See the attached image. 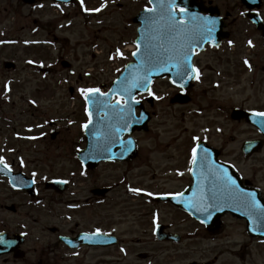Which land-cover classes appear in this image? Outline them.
Wrapping results in <instances>:
<instances>
[{
    "label": "rangeland",
    "instance_id": "1",
    "mask_svg": "<svg viewBox=\"0 0 264 264\" xmlns=\"http://www.w3.org/2000/svg\"><path fill=\"white\" fill-rule=\"evenodd\" d=\"M116 1L117 2L116 4ZM113 0L109 2L107 10L113 7L116 11L112 14L98 15L91 19L78 15L73 17L74 9H71L70 29L68 32L57 31L59 35L66 34L70 43L65 52V58L72 62L73 71L62 67L59 62L56 66L60 69L56 74L46 75L38 70L35 62L44 65H53L59 56L58 50L53 47L47 49L49 54L36 50L31 45L24 46L22 42L18 44L0 46V140L5 137L10 139L11 144L25 143L22 140L13 138V132L21 131L26 125L30 126L35 122V116L39 115L40 120L51 119L59 115L60 111H69L72 118H82V102L77 94L71 96L69 85L75 84L76 88L86 84V87L99 85L100 82H111L122 71L126 63L131 59L129 46L133 44L136 36L135 25L129 19V12L138 8L136 0ZM219 1L220 0H216ZM126 3L124 7L120 3ZM228 10L238 17L235 23L234 46L242 56L256 63V52L263 46L260 35L251 27L243 13L244 8L240 0H223ZM20 0H0V41L3 39V32L8 30L7 40L22 39L31 41L30 27L32 22L25 18H18L17 13L22 15L28 13V8L19 4ZM89 6H97L96 2H90ZM107 10L105 12H107ZM51 14V13H48ZM55 14V13H54ZM102 16V17H101ZM86 18V19H85ZM84 20H86L84 22ZM90 21V23L88 22ZM25 27V28H24ZM254 30V31H253ZM254 35V41H259V48L250 50L247 47V36ZM253 37V36H252ZM66 43V41H65ZM226 48L232 49L228 45ZM119 50V52L117 51ZM62 52V51H60ZM224 52V49L220 50ZM208 55L200 56V61L205 65L207 62H214L213 65L221 72H235L234 78L238 80L223 83L216 90H211L207 85H198L197 89L191 92L193 97L191 103H173L171 99L177 90L170 85L167 80H159L155 86L157 99L153 110L156 111L149 130L138 132L141 148L140 155L133 164H106L102 167L101 174L115 175L118 179L122 174L128 175V180L134 185H139V181L151 184V189L155 192L161 191L164 182H167V189H173L177 185L188 182V159L189 148L192 146L193 138L199 137L207 139L210 143L222 149L225 159L232 160L237 164L242 174L250 179H254L264 185V151L259 152L251 158H246L241 151V146L246 138L256 137L258 132L249 124L234 121L230 118L234 107H248L251 109L264 108V97L256 90V68H241L237 61L238 57H233L232 62L228 61L229 55L224 56V61L219 63L216 54L210 50ZM62 54L66 55V53ZM95 54V55H93ZM13 60L17 63L15 70H7L3 62ZM38 63V64H40ZM234 63L236 66H234ZM244 65V64H243ZM207 71V70H206ZM65 78L68 80L65 87L58 86L57 80ZM11 77L13 86H8L3 91V81ZM217 79H219L217 77ZM225 81H229L226 77ZM36 98V99H35ZM63 99V101H62ZM39 102V108L35 106ZM77 113H73V112ZM33 112H36L34 114ZM41 112V114H39ZM78 123H76L77 125ZM72 128V131L77 129ZM25 130V128H24ZM4 131L6 134H2ZM28 133V132H27ZM33 133H36L34 131ZM23 134V132H22ZM47 141L38 146L41 152L45 151ZM17 149L20 147L15 146ZM53 151H51V150ZM48 160L44 164L39 155V151L23 155L27 160L20 159L16 162H25L27 169L40 168L47 171L61 169L56 157L63 158L67 152L63 149H55L52 146L47 148ZM13 153L15 150L13 149ZM19 152L16 151L14 156ZM56 156V157H55ZM174 156V157H173ZM178 160V161H177ZM73 161H70L72 164ZM180 163L182 168V178L180 182L175 180L177 168ZM67 166V165H66ZM65 166V167H66ZM71 168V167H70ZM170 169V170H169ZM69 170V167L66 171ZM156 172V174L154 173ZM179 172H177L178 174ZM105 182H108L107 178ZM124 186L118 188L113 196L124 197L122 191ZM136 199L135 196H132ZM20 199H17V201ZM24 200V198H21ZM12 201V200H11ZM11 201H8L10 203ZM162 209V204L150 203L153 207ZM65 210V209H64ZM166 220H179V215L165 208ZM24 209L21 214L23 215ZM43 213V211H41ZM44 214V213H43ZM41 214L37 217L41 222H55L54 219ZM42 216V217H41ZM140 222V223H139ZM56 223H61L57 221ZM142 223V224H141ZM146 226L144 221L135 223V235H141L142 228ZM177 230L188 236L187 242L180 245H140L132 246L133 256L125 264H149L150 257L141 256L139 260H134V255L140 250L146 254L155 253L153 264H189L190 262H207L218 258L216 264H264V241L248 234L246 222L233 215H226L223 218V226L218 233H208L206 229L195 222L182 221L177 226ZM193 235V236H192ZM97 253L89 255L87 264H94ZM152 256V255H151ZM0 264H5L0 259ZM111 264H124L111 263Z\"/></svg>",
    "mask_w": 264,
    "mask_h": 264
},
{
    "label": "flooded vegetation",
    "instance_id": "2",
    "mask_svg": "<svg viewBox=\"0 0 264 264\" xmlns=\"http://www.w3.org/2000/svg\"><path fill=\"white\" fill-rule=\"evenodd\" d=\"M89 1L106 3L111 0ZM149 1L145 0L141 7H134V11L129 12V18L133 21L142 8L150 6ZM196 2L201 3L205 15L213 14L217 8L225 17L224 21L227 29L232 33L231 38L233 37L238 17L231 13V15H227L230 10L226 8L223 0H220V2L216 0H196ZM125 5L126 3L124 2L119 4L121 7ZM51 6L54 9L57 6L70 5L55 3L53 0L38 1L29 5V11L25 17L31 18L32 23L39 25L45 22L43 18L48 15L47 13L50 11ZM116 8L118 7H113L109 10V15L114 13ZM76 14L95 18L99 13H86L83 10L82 12L77 11ZM246 16L248 17V15ZM246 16L247 21L255 29L253 23ZM18 17L23 16L19 15ZM65 17L67 16L60 14L59 21L56 22L52 19L53 15L50 14L44 27H34L32 29V37L37 47L40 33L44 37L50 36V34L56 35V31L61 29L59 23L63 22ZM62 30V33L68 32L64 26H62ZM258 34L264 41L263 33L259 31ZM231 38L226 42L224 41L225 43L221 47L213 48V52L217 55L216 60L219 63L224 61V56L226 55H229L228 61L230 62H232L233 57H238L237 61L239 60L240 62L246 60L235 47L230 50L226 48ZM55 39L59 40L62 52L65 53V45L69 42V39L65 37V34L57 35ZM222 49H224V52H220ZM208 54L206 53V55ZM60 60L61 64H63L64 58L61 57ZM256 60V63H251V69L256 68V77L253 79V83L258 78L256 90L264 97V45L256 52ZM194 61L198 67V78L193 82V90L197 89L198 85H207L211 90H216L223 83L230 82L231 79L233 81L238 80L234 78L235 72H221L213 65L214 62H207L204 65L198 55L195 56ZM236 64L244 69L243 64ZM236 64L234 63V66ZM54 69L57 68L54 67ZM226 77L229 81H225ZM64 83H66L64 78L59 79V85ZM100 85L103 86L104 83H100ZM71 90L74 92V89ZM144 101L147 109L150 108V105L153 106L155 104L153 98L145 97ZM262 104L264 105V103ZM260 109L264 112V108ZM61 113L64 114L65 112ZM64 118V116H58V120L49 121V130L42 131L44 135L41 141H47L44 152H41V149L37 146L38 139L33 140V138H30L29 142L28 138H22V135L20 138L28 142L16 145L10 143L9 145L14 148H16L15 146L20 147L17 151L23 149L29 153L31 151H40L44 164L48 160L47 148L49 146L55 149H63L67 152V155L63 158L55 156L58 165L62 167L57 171H53L51 168H49L48 172L39 170L40 168L27 169L28 177L20 181L24 183L21 187L18 186L17 182L15 184L10 176L0 175V245L7 248V253L0 257L2 262L5 264H87L88 256L97 253L95 257L97 261L94 264H111L114 261L124 262L125 264L131 258L128 255L130 251L126 255H122L116 249L118 246L127 247L129 244L151 243L171 244L172 240L166 241L156 238L158 226L164 227L165 232L174 233L178 231L177 226L182 223L183 217L186 221H192L182 208L170 201L160 200L159 196L183 192L186 186L190 184L191 178L185 185L179 184L173 189H167V182H164L161 191L155 192L151 189L150 183L139 181V185H134L128 180V175L126 174H122L119 179L117 174H101V169L106 167V164H133L135 159L128 162L102 161L96 167L87 168L78 158V150L83 149L87 145L85 128L79 126L74 128L77 129L76 131H72L74 122L66 121ZM83 125H85V119H83ZM39 128L43 129L42 127ZM253 128L258 132L254 139L261 138V131L255 126ZM35 129L36 127L33 125V130ZM13 138L21 140L16 136L15 130ZM140 151L139 149L136 159L139 157ZM219 154L222 155V152L219 151ZM71 160L73 161L72 164H70ZM180 165V163L175 165L179 172L176 174L175 180L182 183L180 179L182 178V168L179 167ZM13 166H16L15 163H13ZM68 167L69 170L66 171ZM15 170L21 171L18 168H15ZM154 173L156 174V172ZM106 178L108 182H105ZM122 186H124L125 191L121 190L122 193L120 194H123L124 197L113 196V193ZM249 186L260 188L264 195V187L261 184L250 180ZM131 189H140V191L134 192ZM149 193H154V195H149ZM132 196H135L136 199ZM21 198H24V200H21ZM17 199L20 200L17 201ZM8 201L11 202L8 203ZM150 203L162 204L163 207L160 209L154 206L151 209ZM165 208H169L171 212L179 215V220H166ZM22 209H24L23 215L21 214ZM41 214L54 219L55 222H38L37 217ZM154 214L158 215L157 223L155 219L152 220V215ZM29 220L33 222H29ZM57 221L61 223H56ZM138 221L146 223V226L142 228L141 235H135L133 232L135 223ZM91 234L104 235V237H107L106 241L108 243L93 244L87 241L81 242V236ZM127 243L128 245H126ZM140 255L137 254L136 257L139 258ZM147 256H150V254Z\"/></svg>",
    "mask_w": 264,
    "mask_h": 264
},
{
    "label": "snow or ice",
    "instance_id": "3",
    "mask_svg": "<svg viewBox=\"0 0 264 264\" xmlns=\"http://www.w3.org/2000/svg\"><path fill=\"white\" fill-rule=\"evenodd\" d=\"M81 3H83V0H81ZM159 10L161 12V14H163L164 12H167V14L171 17L174 16V13H172L171 11H168V9L171 7V4L165 5L164 3H159L158 5ZM87 11V9H85ZM94 11H100V9H94ZM146 11L148 12H156L157 9L156 8H149L146 9ZM181 11H184L183 9H181ZM208 25H214L215 21H207ZM207 35H211L212 32V28L211 27H207L206 29ZM119 52V50H117ZM140 54V49H139V45H137V52L133 53V55H138ZM168 54V49H162V51H158L156 50V48L154 46H146L145 51L143 54L141 55V63L140 65H136L133 66L135 68H143L146 73H148L147 75L143 76V77H135L130 83H125V82H121L122 83V87L119 89L120 91H122L127 97H129L130 99H134L132 97V89L133 88H141V87H145L147 86V82H148V75L151 74V71L153 68H155L158 64H163L165 63V61L162 60V56ZM169 59H171V56H169ZM183 64L185 66L186 69H190V71L192 73H196V78H198V69L195 68H191L190 65V57L188 56L187 52H185L183 54ZM247 63V61H246ZM178 68L180 67V64L178 63L176 65ZM160 71H165L167 70L165 67H161L159 69ZM177 76H179L181 79H183V77L185 75H190V72L188 71H178ZM81 95L84 96L85 101H88L89 98L91 96H95L97 94L104 96L107 95L106 93H101L99 88H82L80 89ZM149 95H154V93H152L149 90ZM135 103H139V101H135ZM124 106H121V104L119 102H117V104L111 105V107L113 109H118L117 115L119 116V118L124 122L123 123V127H128V121L126 119V117H130L132 114V108H131V104L129 103L128 100H125L123 102ZM86 111H88L86 109ZM91 112H88V116H89V121L88 124L83 125V127L87 128L89 124H91ZM254 115L256 116H262L264 117V112H256L254 113ZM120 129H117V131H119ZM194 140L199 141V137H194ZM131 143V142H129ZM200 145L197 144L195 147L192 148V163L196 164L197 163V156H198V149H199ZM206 153V150H205ZM207 154H205V156L203 158H201V165L202 166H206L207 165ZM0 163H3V157H0ZM5 167H8L6 164L4 165ZM191 171V169H190ZM134 192H139V189H131ZM149 195H151V193H149ZM177 195H183V193H177ZM220 197H225L226 199L229 200H233V201H237L240 203V205L242 207L248 208L249 212L248 215L251 218L253 216V213H255L257 216H259L261 219H264V208H261L259 206V204L255 201L254 196L251 193L248 194H244L241 191H239L236 188V182L234 180L231 179V177L227 176V173L224 174V177L222 178H217L215 176H213V182H212V191H211V199H217ZM99 231V230H98Z\"/></svg>",
    "mask_w": 264,
    "mask_h": 264
},
{
    "label": "water",
    "instance_id": "4",
    "mask_svg": "<svg viewBox=\"0 0 264 264\" xmlns=\"http://www.w3.org/2000/svg\"><path fill=\"white\" fill-rule=\"evenodd\" d=\"M247 1H250V2H252V3H255L256 4V0H247ZM259 6H260V4H258ZM250 7H254V6H252L251 4H250ZM221 28H222V24L220 25H218V28H217V30L216 31H213L214 33H216L217 32V35H218V37L222 34L223 35V33H222V30H221ZM141 51V50H140ZM141 54H142V51H141ZM140 57H141V55H140ZM162 58H163V56H162ZM140 62V61H139ZM136 65H140L139 63L138 64H136ZM135 65V66H136ZM171 66H173V65H167L165 68L167 69V70H165V71H160L159 69L160 68H156V69H152V71H151V74L150 75H148V82H147V84L149 83V80L151 79H153V78H155L156 76H165V75H174V73H176V70H175V68L174 67H171ZM148 73H146V71L143 69V68H135V67H131V68H129L128 70H127V72L123 75V78H122V82H125V83H130L135 77H137V76H139V77H143V76H145V75H147ZM151 80H150V82H151ZM179 80V79H178ZM123 85H122V83H121V85L120 86H118L117 88H118V90L122 87ZM148 87V85L146 86V88ZM146 88L145 87H141V88H133L132 89V93L133 94H136L138 91H143V90H146ZM120 91V90H119ZM120 93H123L122 91H120ZM138 104L137 103H135L133 106H132V114H131V116L129 117V119H127V121H128V124H129V126L128 127H123V121L118 117V120H121V124H118V123H115V125H119L121 128H116V129H120L119 130V132H120V134H124V133H126V132H132V131H134L135 129H144L146 126H147V122L149 121V116H148V118L147 117H141V118H136V116L134 115V107L135 106H137ZM231 173H232V171H231ZM255 198V197H254ZM207 199V197L206 196H203V198H202V196L199 198V201H200V203H201V200H206ZM219 200V202H217ZM255 201H256V199H255ZM212 202H214V204L213 205H216V206H228V205H230V203L232 202V200H229V199H226V198H224L223 199V197H220V198H217V199H214ZM227 209H226V207L224 208V211H226ZM235 212H236V210H234ZM248 212H249V210L248 211H244V212H241V213H239V215L240 216H245V217H248V218H250L249 217V215H248ZM237 213V212H236ZM222 213H220V212H217L216 213V218H219V216L221 215ZM253 220V221H252ZM259 220H260V222H262V225H264V219H261L259 216H257L255 213H253V216L251 217V226H250V231L252 232V231H254L255 230V227H254V222H255V226L256 227H260V224H258L257 225V223L259 222ZM218 221V219L216 220V222ZM262 227H264V226H262ZM261 227V228H262ZM257 234H260V233H257ZM261 235V234H260ZM264 235V234H263Z\"/></svg>",
    "mask_w": 264,
    "mask_h": 264
}]
</instances>
